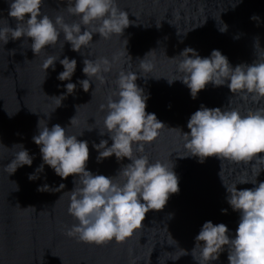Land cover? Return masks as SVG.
Masks as SVG:
<instances>
[{"label":"water","instance_id":"obj_1","mask_svg":"<svg viewBox=\"0 0 264 264\" xmlns=\"http://www.w3.org/2000/svg\"><path fill=\"white\" fill-rule=\"evenodd\" d=\"M66 7L67 0H45L42 10L53 19L63 15L67 23L77 22L78 17ZM118 7L126 10L134 23L110 38L95 34L93 43L83 49L84 55L73 51L67 42L62 47V33L60 42L46 46L37 56L30 38L9 39L7 44L0 41V264H198L192 250L206 221L226 224L233 235L238 227L239 213L227 203L226 187L242 179H256L257 184L264 181V159L260 157L235 161L210 156L202 163L194 156L182 157L188 154L182 133L190 131L188 120L201 105L238 107L247 112L264 108V98L253 100L251 95L231 93L227 84L214 87L210 83L193 99L184 83L177 80L170 85L167 80L181 75V58H171L188 46L202 57L219 49L233 67L264 60V0H118ZM8 9L9 0H0V26L15 28L17 22L8 16ZM223 25H227L224 32L219 30ZM49 55L77 60L71 81L77 83V89L59 107L55 96L66 91L63 85L68 81L57 79L63 71L59 60L55 70L50 66L45 76L43 63ZM99 57L111 61V70L104 73V81L93 78L85 92L78 83L87 78L83 60ZM142 59L153 65L150 71L142 68ZM121 71L137 73V84L150 93L146 112L155 113L167 126L145 144L144 152L152 161L173 162L180 190L170 195L163 209L150 210L132 236L96 245L66 234L77 223L68 211V191L74 188L77 175L62 179L45 165L39 179L29 180V174L43 162L33 136L38 134L40 119L49 127L57 123L69 126V134L83 132L78 139L88 141L86 168L94 174L116 175L130 161H118L115 155L98 161L93 144L102 139H107L109 146L112 143L107 133L99 134L107 112L101 105L116 91ZM75 115L77 122L70 125ZM19 145L33 156V163L11 173L7 165ZM43 184L49 185L50 191H38ZM60 184L65 187L55 189ZM252 187V183L237 184L238 190ZM211 264H229L227 249Z\"/></svg>","mask_w":264,"mask_h":264},{"label":"clouds","instance_id":"obj_2","mask_svg":"<svg viewBox=\"0 0 264 264\" xmlns=\"http://www.w3.org/2000/svg\"><path fill=\"white\" fill-rule=\"evenodd\" d=\"M44 2L9 0L8 16L17 23L15 28L8 24L0 26V41L7 44L9 39L30 38V47L37 56L46 46L60 42L62 33V47L67 42L73 51L84 55L83 49L93 43L95 34L110 38L113 34H122L130 23H134L129 20L128 12L118 7V0H67V12L78 17V21L71 24L65 21L63 15L53 19L45 13L42 10ZM252 18L257 19L255 16ZM219 30L226 31L227 25ZM176 57L181 58L178 62L181 75L179 78H167L168 83L171 85L177 80L181 81L189 88L193 99L210 83L214 87L227 84L231 93L244 97L251 95L253 100L264 98V60L233 67L221 50L213 49L209 56L202 57L191 46L185 47L171 59ZM57 60L63 66L57 79L68 81L63 85L66 91L55 96L59 107L63 99L77 89V83L71 82L77 60L49 55L43 63L45 76L50 66L55 70ZM83 65L82 71L87 78L78 80V83L87 92L93 78L105 80L104 73L111 70L112 63L107 57H99L86 58ZM141 65L146 71L153 67L144 59ZM137 79L136 72L121 71L116 81V91L108 96L106 105H101L102 109L107 108V112L99 134L103 136L107 133L112 143L109 146V141L102 139L98 144H93L98 152L97 160L115 155L118 161L124 158L130 161L114 176L94 174L86 168L89 160L88 141L78 139L83 132L80 135L69 134V126L57 123L49 127L47 121L38 120V134L33 136V141L40 148L43 162L28 178L39 179L45 165L50 166L62 179L74 174L78 176L74 180V188L68 191V211L77 223L68 228L66 234L79 241L96 245L112 240L124 241L141 226L150 210L163 209L170 195L180 190L173 162L152 161L144 152L145 144L154 141L160 130L167 126L155 113L146 112L150 93L137 84ZM15 113L8 114L12 116ZM76 122L75 115L70 125ZM187 128L190 131L183 133L179 128H172L179 129L185 138L188 154L182 157L194 156L201 163L210 156L235 161H249L253 157L264 159V155H258L264 154V108L242 112L238 107L209 108L201 105L191 114ZM19 146L15 158L7 165L12 169L11 173L33 163L29 151ZM259 174L257 172L256 178ZM245 183H252L254 187L237 189V184ZM64 187V184H60L55 189ZM50 189L49 185L43 184L37 190ZM226 193L227 203L239 213L235 235L222 222L206 221L195 236L193 258L198 264H211L227 249L229 264H264V181L257 184L256 179H242L227 186ZM221 211L227 213V209ZM186 254L187 251L182 249V255Z\"/></svg>","mask_w":264,"mask_h":264}]
</instances>
